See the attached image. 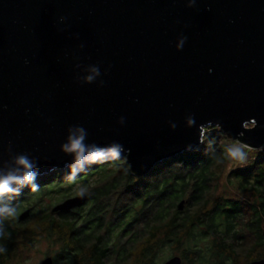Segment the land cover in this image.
<instances>
[{
    "label": "water",
    "instance_id": "obj_1",
    "mask_svg": "<svg viewBox=\"0 0 264 264\" xmlns=\"http://www.w3.org/2000/svg\"><path fill=\"white\" fill-rule=\"evenodd\" d=\"M73 126L87 144H121L136 177L196 150L209 127L264 147V0H0V166L11 148L39 176L67 170Z\"/></svg>",
    "mask_w": 264,
    "mask_h": 264
},
{
    "label": "trees",
    "instance_id": "obj_2",
    "mask_svg": "<svg viewBox=\"0 0 264 264\" xmlns=\"http://www.w3.org/2000/svg\"><path fill=\"white\" fill-rule=\"evenodd\" d=\"M208 131L203 145L158 165L148 178L132 175L123 156L122 160L92 164L75 178L68 171L38 180L37 191L25 190L24 198L20 195L12 200L16 216L4 222L5 237L0 239V247L6 251L0 252V264L19 259L21 249L28 248L35 236L46 237L57 246L52 255L54 264H164L166 254L170 258L179 255L183 264H251L263 260L264 161H256L255 173L252 168L231 173L239 190L252 192L255 197L248 212L239 198L210 201L207 196L216 178L214 168L225 158L226 143L219 141L226 136L216 127ZM178 160L182 165L171 167ZM165 166L168 174L162 175ZM94 175L99 178L86 194L88 211L84 206L57 212H53L55 207H36L47 197L57 203L71 199L70 186L91 182ZM126 191L132 193L131 199L117 208L115 219L104 224L108 210L104 201L108 204L109 198L121 193L119 204L129 196ZM182 202L184 209L180 210ZM26 211L32 221L29 226L23 224L28 218L21 220Z\"/></svg>",
    "mask_w": 264,
    "mask_h": 264
},
{
    "label": "clouds",
    "instance_id": "obj_3",
    "mask_svg": "<svg viewBox=\"0 0 264 264\" xmlns=\"http://www.w3.org/2000/svg\"><path fill=\"white\" fill-rule=\"evenodd\" d=\"M183 40L181 41V44ZM179 48V46H178ZM93 75L86 76L85 82L91 83L98 76L97 67L90 69ZM123 122V120H121ZM193 121H189L192 123ZM87 132L83 127L73 126L68 129L66 142L61 145V151L72 156V161L66 165L70 170V176L75 178L81 172H85L88 166L110 159H117L125 151L119 143L101 147L95 143H85ZM10 159L0 166V239L5 237L4 222L16 216V208L12 200L21 195L24 188H30L35 192L39 189L38 162L27 153L13 154L9 148ZM225 154L233 159L243 161L246 154L241 146H228ZM85 189L80 188V195L85 194ZM6 251L0 247V252Z\"/></svg>",
    "mask_w": 264,
    "mask_h": 264
},
{
    "label": "rangeland",
    "instance_id": "obj_4",
    "mask_svg": "<svg viewBox=\"0 0 264 264\" xmlns=\"http://www.w3.org/2000/svg\"><path fill=\"white\" fill-rule=\"evenodd\" d=\"M209 128L211 129L214 127H209ZM209 128H207L205 130L203 142H204V138L206 137L207 133L209 132L208 131ZM224 142L226 143V147L233 146V145L241 146L243 148L245 154H246V158L243 161H239L237 159L230 158L225 154V158L222 161H220V163L214 168L216 178L212 181L210 194H208L207 197L210 198V201L211 200L213 201V200H215L217 198H221V197L222 198H226V197L239 198L240 201L242 202V205L244 208L243 210L245 212H248V210H249L248 206L255 203V197H254L252 192H246V191L239 190V188L237 187V183L234 180V178L232 177L231 173L236 172L239 169H248V168L249 169L252 168L250 170H252L255 173L257 168H254L253 166L255 165L256 161L259 158L260 159L262 158V160L264 161V147H262L260 149L250 148V147L242 145L238 141L229 139L227 136H226V139L221 138L219 141L220 144H224ZM226 147H225V149H226ZM187 152H189V151H187ZM187 152H185V153L187 154ZM185 153H183V154H185ZM119 158H121V159H119ZM119 158H118L119 160H122L123 156H120ZM124 158H125V156H124ZM176 158H178V157H176ZM176 158H174V159H176ZM171 160H173V159H171ZM171 160H168V161H171ZM168 161H165L164 163H166ZM176 164H177V166H176L177 168L179 167V165L181 166L182 165L181 160L174 162L171 165V167L173 165H176ZM166 166L162 169V173H163L162 175L168 174V169H167L168 167H166ZM263 166H264V163H262L261 167H263ZM68 171H70V170H66L64 172L60 171L57 173H52L50 175H58L60 173H67ZM50 175L45 174L43 176H38V180L45 179L46 177H49ZM147 176H149V174ZM147 176H144V177L148 178ZM98 178L96 179V177L94 175L93 180L91 182H87L85 184L83 183L81 185H78V183H75L73 186H70L69 192L73 194V195H71V198L73 196L74 197L80 196V188H84L86 190L85 195L87 193H89L91 188L93 186H95L96 184H98L97 183ZM29 189L30 188H24L23 191H25V190L27 191ZM126 192H129V193H126ZM126 192H125L126 195L128 194L129 196H127L124 199H121L119 201V204L117 203L118 202V196L121 193H117L118 195L114 194L111 198H109L108 204H107V200L104 201L105 205H107L106 209H108L107 211H105V214H104V218H105L104 224L108 223L111 219H115L117 216V213L119 212L117 210V208L124 206L126 201L131 199L132 193L130 191H126ZM22 194H21V198H24L25 196L24 195L22 196ZM19 198H20V195L15 197L14 200H16V199L18 200ZM23 202H26V201L23 200ZM61 203H63V202L57 203V201L55 199L47 197L45 200L43 199L42 202L38 203V206H36V207L39 210L43 209L44 207H46V209H48V207H49L48 210H50V208H53V207H55ZM83 208H84V211H88V205L87 204H85ZM114 211L116 213H114ZM247 219H248V217L246 216V220ZM23 224L24 225L26 224L27 226H29V225H32V221H30L28 218L27 220H25L23 222ZM103 232L104 231H102V233ZM201 246L203 247V245H201ZM57 250H58L57 246L54 245L53 243H51V241L47 240L46 237L35 236L32 244L30 246H28V248L21 249L20 258L19 259L11 258L10 261L8 262V264H42V262L45 258H47L48 256L52 257V255H54ZM178 253H179V251H178ZM177 256H179V255H177ZM163 258L166 259L165 261H167L170 257H168L166 254L163 256ZM165 261H163V263Z\"/></svg>",
    "mask_w": 264,
    "mask_h": 264
},
{
    "label": "bare ground",
    "instance_id": "obj_5",
    "mask_svg": "<svg viewBox=\"0 0 264 264\" xmlns=\"http://www.w3.org/2000/svg\"><path fill=\"white\" fill-rule=\"evenodd\" d=\"M64 171H66V170H64ZM64 171H63V172H64Z\"/></svg>",
    "mask_w": 264,
    "mask_h": 264
},
{
    "label": "flooded vegetation",
    "instance_id": "obj_6",
    "mask_svg": "<svg viewBox=\"0 0 264 264\" xmlns=\"http://www.w3.org/2000/svg\"><path fill=\"white\" fill-rule=\"evenodd\" d=\"M48 257H50V256H48Z\"/></svg>",
    "mask_w": 264,
    "mask_h": 264
}]
</instances>
